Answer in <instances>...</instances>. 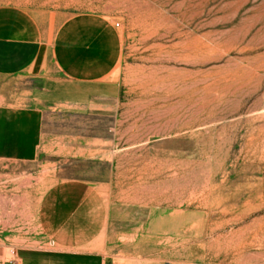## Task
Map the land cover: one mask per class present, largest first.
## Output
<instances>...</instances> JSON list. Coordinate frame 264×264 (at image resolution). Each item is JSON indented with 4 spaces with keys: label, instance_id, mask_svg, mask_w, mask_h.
<instances>
[{
    "label": "rangeland",
    "instance_id": "1",
    "mask_svg": "<svg viewBox=\"0 0 264 264\" xmlns=\"http://www.w3.org/2000/svg\"><path fill=\"white\" fill-rule=\"evenodd\" d=\"M0 5L87 16L102 25L104 49L118 53L102 121L56 109L43 141L56 176L102 178L119 214H134V233L111 235L113 254L264 264V0ZM32 85L40 82L0 76V103H26ZM32 172L0 164L2 178Z\"/></svg>",
    "mask_w": 264,
    "mask_h": 264
},
{
    "label": "crops",
    "instance_id": "2",
    "mask_svg": "<svg viewBox=\"0 0 264 264\" xmlns=\"http://www.w3.org/2000/svg\"><path fill=\"white\" fill-rule=\"evenodd\" d=\"M56 16L0 5V76L40 82L26 103H0V164L37 167L30 176L0 177V254L6 258L13 247L20 264H153L111 252V235L134 233L135 217L113 207L108 183L56 176L55 162L43 159L50 112L102 121L105 100L114 99L109 86L118 59L104 49L102 25L93 27L87 16ZM72 152L63 150L69 163Z\"/></svg>",
    "mask_w": 264,
    "mask_h": 264
},
{
    "label": "built area",
    "instance_id": "3",
    "mask_svg": "<svg viewBox=\"0 0 264 264\" xmlns=\"http://www.w3.org/2000/svg\"><path fill=\"white\" fill-rule=\"evenodd\" d=\"M0 264H20V261L16 256L15 248L10 247L8 249L6 258L0 254Z\"/></svg>",
    "mask_w": 264,
    "mask_h": 264
}]
</instances>
